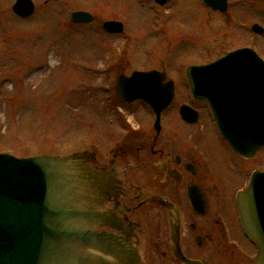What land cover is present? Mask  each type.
Masks as SVG:
<instances>
[{"label":"rangeland","instance_id":"1","mask_svg":"<svg viewBox=\"0 0 264 264\" xmlns=\"http://www.w3.org/2000/svg\"><path fill=\"white\" fill-rule=\"evenodd\" d=\"M34 1L35 14L22 19L12 11L15 0H0V152L17 157L67 155L92 139L101 148L120 136L115 99L105 90L115 74L98 73L105 60L127 74L157 66L163 55L177 75L183 64L244 44L264 59V31L251 38L243 26L264 28V0H228L225 11L202 0H169L162 20L151 0ZM73 10L94 19L72 23ZM104 20L121 21L123 33L107 35ZM123 109L134 125L147 123L138 103Z\"/></svg>","mask_w":264,"mask_h":264},{"label":"flooded vegetation","instance_id":"2","mask_svg":"<svg viewBox=\"0 0 264 264\" xmlns=\"http://www.w3.org/2000/svg\"><path fill=\"white\" fill-rule=\"evenodd\" d=\"M32 1L33 12L19 18L35 14L37 4ZM168 1L160 5L151 0L161 20ZM254 24L243 25L251 38ZM239 48L254 49L249 44L227 48L213 59L183 64L177 75L163 55L157 66L127 74L108 60L98 71L103 76L115 74L112 89L105 90L114 96L110 108H116L122 132L101 148L92 139L85 149L74 152H91L87 164L107 175L100 205L104 217L94 231L123 241V264L256 263L258 245L244 232L237 196L255 171L264 172V145L253 155L236 152L218 129L209 101L195 96L187 76L189 66L208 64ZM151 70L163 74L162 83L172 87V98L159 114L142 99L128 102L116 96L118 76ZM134 103L145 110L144 126L134 125L123 109Z\"/></svg>","mask_w":264,"mask_h":264},{"label":"water","instance_id":"3","mask_svg":"<svg viewBox=\"0 0 264 264\" xmlns=\"http://www.w3.org/2000/svg\"><path fill=\"white\" fill-rule=\"evenodd\" d=\"M203 2L214 9L227 7V0ZM33 10L32 0L12 5L22 17ZM93 19L85 10L71 13L74 23ZM101 26L109 33L123 32L117 20ZM252 29L263 32L258 24ZM187 76L195 96L209 101L221 134L236 152L253 155L264 145V59L254 49L239 48L208 64L189 66ZM163 78L156 70L120 75L116 95L128 102L142 99L159 114L172 98V87ZM90 154L17 157L0 152V264L124 263L123 241L94 231L104 217L100 205L107 175L87 164ZM237 205L245 234L259 248L255 264H264V172L251 175Z\"/></svg>","mask_w":264,"mask_h":264}]
</instances>
